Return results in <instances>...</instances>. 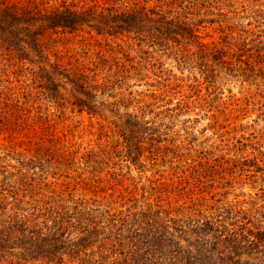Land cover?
<instances>
[{
  "label": "trees",
  "instance_id": "trees-1",
  "mask_svg": "<svg viewBox=\"0 0 264 264\" xmlns=\"http://www.w3.org/2000/svg\"><path fill=\"white\" fill-rule=\"evenodd\" d=\"M152 1L102 8L64 1L44 10L0 2V135L10 146L0 156V264H264L260 210L242 218L245 222L229 223L217 209L191 200L200 186L188 188L181 178L150 191L141 188L140 197L135 186L126 187L131 166L144 167V153L162 140L114 93L112 80L121 87L127 78L125 64L112 59L100 84L94 65L65 68L49 58L47 35L87 29L96 37L132 40L148 58V49L179 56L181 49L184 54L193 48L214 60L219 52L199 42L197 25L188 18L192 10L205 6L221 17L241 18L250 4L252 21L258 29L264 24L257 0H154L151 6ZM164 5L169 9L162 10ZM257 32L252 58L263 60L264 32ZM130 68L129 77H141L142 69ZM23 73L33 87H13ZM64 112L94 118L98 129L115 138L114 145L70 150L59 131L69 119ZM18 146L29 149L20 152ZM11 155L18 166L5 164ZM121 156L126 171L118 164ZM195 169L194 183L202 185L216 173L211 165L200 173Z\"/></svg>",
  "mask_w": 264,
  "mask_h": 264
},
{
  "label": "rangeland",
  "instance_id": "rangeland-1",
  "mask_svg": "<svg viewBox=\"0 0 264 264\" xmlns=\"http://www.w3.org/2000/svg\"><path fill=\"white\" fill-rule=\"evenodd\" d=\"M3 1L41 10L58 6L64 1L76 8L123 7L125 3L133 2L0 0ZM150 5L157 3L153 0ZM255 5L263 6L259 11L264 15V0H257ZM247 7L248 11L242 12L241 18L239 13L234 18L233 15L221 17L216 10L205 6L192 10L188 15L197 25L199 42L219 52L214 60L211 56L203 58V53L193 48L185 49L184 54L181 49L179 56L159 51L152 54V49H148L151 52V58H148L132 40L96 37L87 29L47 35L45 45L51 62L72 69L93 68L94 65L100 69V84L108 75L112 59L127 66L123 71L127 76L123 86L119 87V83L111 81L115 83L114 93H121L117 98L124 96L129 112L139 117L142 115L143 122L150 123L148 127L162 140L155 147L159 151L155 152V148L146 150L142 159L144 167L138 169L131 166V176H126V187L132 191L135 186L137 197L145 190L150 191L153 185L181 178L188 182V188L200 186L190 196L191 200L217 209L229 223L245 222L242 218H251L255 210L264 214V208L260 207L263 204L261 197L264 196V59L252 58V52L258 47L255 39L259 35L257 31L264 32V24L258 29L250 12L255 9L250 4ZM161 8L168 10L169 6ZM176 12L183 14L182 9H176ZM239 60L241 63H238ZM225 61L229 64H223ZM131 66L142 69L140 78L129 77ZM12 81H15V88L24 84L33 87L25 73ZM124 90L133 92V96L128 97V91ZM144 107L147 109L144 110ZM64 114L69 119L65 125H59V131H64L69 146H72L70 150L84 152L96 150L99 145L100 148L114 145L115 138L108 132L104 133L106 129H98L94 118H89L87 114ZM3 138L0 135V156L10 150ZM26 146H18L16 150L26 152L29 149ZM122 156L118 158V164L123 165L126 171L127 163H123L126 159ZM10 158L4 161L5 164L18 166L12 160L16 157L11 155ZM251 163H256L262 171L257 172ZM206 165H211L216 173L212 179L205 176L203 185L194 183L197 178L192 177L190 172L196 168L200 173ZM244 170L249 173L242 172Z\"/></svg>",
  "mask_w": 264,
  "mask_h": 264
}]
</instances>
